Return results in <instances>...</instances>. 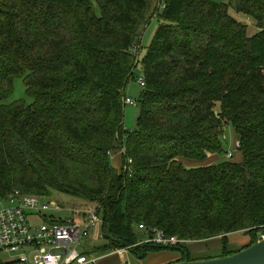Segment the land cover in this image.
I'll use <instances>...</instances> for the list:
<instances>
[{
    "label": "trees",
    "instance_id": "trees-1",
    "mask_svg": "<svg viewBox=\"0 0 264 264\" xmlns=\"http://www.w3.org/2000/svg\"><path fill=\"white\" fill-rule=\"evenodd\" d=\"M163 3L160 15L158 0H97L98 15L91 0H0V200L18 190L96 204L99 253L229 255L264 231V0ZM230 7L259 31L249 36ZM154 15L138 124L129 132L125 86ZM16 77L30 104L10 101ZM226 124L242 161L201 165L223 152ZM139 224L183 240L220 236L222 250L192 257L183 244L141 243ZM236 232L249 243L228 249Z\"/></svg>",
    "mask_w": 264,
    "mask_h": 264
},
{
    "label": "built area",
    "instance_id": "built-area-1",
    "mask_svg": "<svg viewBox=\"0 0 264 264\" xmlns=\"http://www.w3.org/2000/svg\"><path fill=\"white\" fill-rule=\"evenodd\" d=\"M163 7V0H158V8ZM138 82L144 85L143 79ZM135 102L124 98V104ZM236 143L239 146V141ZM232 156L233 151L227 153V157ZM101 224L96 204L89 209L65 207L54 200L15 190L0 200V253H13L16 258H0V264H94L97 259L113 254L120 256L129 250V247L115 248L99 258L93 257V253L80 252L78 245L82 238L94 228L101 234ZM138 229L143 233L141 243L173 247L186 242L175 236L168 237L157 228L139 224ZM260 238H264V231Z\"/></svg>",
    "mask_w": 264,
    "mask_h": 264
},
{
    "label": "rangeland",
    "instance_id": "rangeland-1",
    "mask_svg": "<svg viewBox=\"0 0 264 264\" xmlns=\"http://www.w3.org/2000/svg\"><path fill=\"white\" fill-rule=\"evenodd\" d=\"M94 4L97 14H100L99 8L97 6V0H91ZM156 1V0H155ZM219 2H226V0H216ZM160 10V15L162 13ZM229 14L235 18L237 21L246 25L247 34L252 36L259 31L256 21L253 18L248 17L243 13L236 12L232 7L229 8ZM159 25L157 19H151L147 25H144L141 30V35L139 38V46L134 48V53L137 59V64L133 69V74L128 83L125 86L124 95L132 100H136L141 94L142 88L138 82L143 75V57L146 52V48L151 44L155 31ZM14 91L10 97V101L22 100L26 104L32 102V97L27 94L26 88L23 82L22 77H16L14 79ZM140 114V109L136 104H125L124 106V117H123V126L126 131H133L137 127L138 118ZM238 138L237 135L230 124H226L223 127V132L221 135V142L223 147V152L217 156H212L206 161L200 163L201 165L211 164L215 161L220 160H231L233 162L239 163L242 161V154L240 149L237 146ZM234 152V156L226 157L227 152ZM230 158V159H229ZM112 164L116 169L121 167V156L120 154L112 155L111 158ZM187 165H194L195 163H188ZM195 165H198L195 164ZM54 200L65 207H76L82 209H89L95 204L90 201L74 197L65 193H56L53 195ZM101 233V228L99 229ZM100 236V237H99ZM183 240V239H182ZM183 246L188 249L192 257H205V256H217L221 253L222 245L220 241V236L215 238L204 240V241H194V240H184ZM104 239L101 237L99 232L97 233V228L93 229V232L82 238L80 244L78 245V250L83 253H93V257L99 258L104 256L105 253L96 252V248L104 244ZM249 243V236L245 235L242 232H236L228 235V249H240L243 246H246ZM124 254V258H129V254L133 257H136L134 254L130 253L127 250ZM129 253V254H128ZM181 257V252L179 250L172 249H163L157 251L148 252L144 258H138L140 264H168L169 262L177 261ZM0 258L3 260H13L16 258V254L13 253H0ZM104 259H97V262L94 264H117L119 263V258L116 255L103 257ZM137 258V257H136ZM130 259V258H129ZM104 261V262H103ZM10 264H20L18 262H13ZM120 264V263H119Z\"/></svg>",
    "mask_w": 264,
    "mask_h": 264
},
{
    "label": "water",
    "instance_id": "water-1",
    "mask_svg": "<svg viewBox=\"0 0 264 264\" xmlns=\"http://www.w3.org/2000/svg\"><path fill=\"white\" fill-rule=\"evenodd\" d=\"M168 264H264V238L229 255L197 260L185 256L181 261Z\"/></svg>",
    "mask_w": 264,
    "mask_h": 264
},
{
    "label": "crops",
    "instance_id": "crops-1",
    "mask_svg": "<svg viewBox=\"0 0 264 264\" xmlns=\"http://www.w3.org/2000/svg\"><path fill=\"white\" fill-rule=\"evenodd\" d=\"M143 238V234L141 233V239ZM130 253H132L131 251H129ZM124 254H126L125 252L122 254V255H116L118 258H119V263L120 264H140V261L138 260V257L136 258V257H133L131 254H129L128 256H129V258H124ZM133 254V253H132ZM113 255H115V254H113ZM113 255H111V256H113ZM101 259H104V258H101ZM140 259V258H139ZM104 262V261H103ZM119 263H117V264H119Z\"/></svg>",
    "mask_w": 264,
    "mask_h": 264
}]
</instances>
